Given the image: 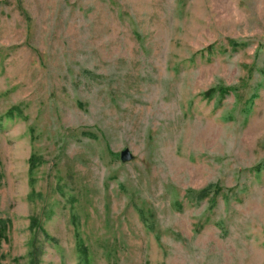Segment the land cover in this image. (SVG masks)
<instances>
[{"label": "rangeland", "instance_id": "rangeland-1", "mask_svg": "<svg viewBox=\"0 0 264 264\" xmlns=\"http://www.w3.org/2000/svg\"><path fill=\"white\" fill-rule=\"evenodd\" d=\"M0 264H264V0H0Z\"/></svg>", "mask_w": 264, "mask_h": 264}, {"label": "water", "instance_id": "water-1", "mask_svg": "<svg viewBox=\"0 0 264 264\" xmlns=\"http://www.w3.org/2000/svg\"><path fill=\"white\" fill-rule=\"evenodd\" d=\"M120 159L122 162H129L133 159V155L128 149H126L120 153Z\"/></svg>", "mask_w": 264, "mask_h": 264}]
</instances>
